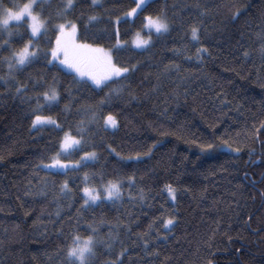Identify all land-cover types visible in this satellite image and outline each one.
Returning <instances> with one entry per match:
<instances>
[{
    "label": "trees",
    "instance_id": "obj_1",
    "mask_svg": "<svg viewBox=\"0 0 264 264\" xmlns=\"http://www.w3.org/2000/svg\"><path fill=\"white\" fill-rule=\"evenodd\" d=\"M41 3L53 26L62 22L66 0ZM101 3L76 0L66 19L78 24L81 42L111 49L119 67L135 65L125 79L92 90L48 65L44 53L56 39L50 27L38 41L40 57L10 83L0 81V264H66L69 235L87 237L93 229L90 264H264V0H150L119 24L116 17L134 0ZM161 13L169 32L153 34L147 48L131 46L144 17ZM91 15L100 22L89 24ZM20 31L27 32L26 22ZM141 34L147 37V30ZM28 38L13 37L12 47ZM201 48L208 51L198 53ZM7 55L8 49L0 51ZM7 72L0 63V76ZM49 86L59 93L51 105L43 98ZM110 88H121L120 95L89 122L88 110ZM109 114L116 128L105 129ZM36 115L60 127L33 128ZM66 131L83 136L84 151L98 159L79 171L45 170ZM218 138L239 151L204 150L220 144ZM85 173L90 187H99L101 176L105 183L122 180V199L84 205ZM65 180L71 191L61 192ZM168 185L177 189L175 201ZM173 216L169 231L163 223Z\"/></svg>",
    "mask_w": 264,
    "mask_h": 264
},
{
    "label": "snow or ice",
    "instance_id": "obj_2",
    "mask_svg": "<svg viewBox=\"0 0 264 264\" xmlns=\"http://www.w3.org/2000/svg\"><path fill=\"white\" fill-rule=\"evenodd\" d=\"M150 0H134L135 6L124 14V17H116V23L119 24L122 20L135 17L139 12L143 11ZM92 7H103L101 0H91ZM76 7V0H66V3L62 5V10L58 13V18L62 21L60 23L52 25L51 17L45 18L41 0H27L25 3L9 4L7 0H0V51L5 49L9 50V55L0 57V63L7 65V75L0 76V81L5 84L15 79L14 73L22 71L25 67L32 64L40 57L41 49L38 46L40 37L46 34L51 27L56 33V39L54 46L50 47L44 53V59L47 60L48 65L56 68L57 71L65 72L72 75L73 80L77 84H84L89 86L92 90L103 91L105 88H109L111 84H115L119 80L126 78L127 74L131 72L135 65L129 67H118L112 58V52L106 50L103 47L93 46L92 44L81 42L79 36V26L73 20L66 19V16ZM39 9V10H38ZM27 23V32L22 33L21 27ZM100 17L97 15H91L88 17V23H98ZM15 29V30H14ZM144 30H147V38H144L141 34ZM170 30V24L168 18L164 14L147 15L144 17L143 28L141 32L136 33V40L134 41L135 47L138 49L147 48L152 43L153 34L160 37L168 33ZM28 34L29 38L23 47L13 48L12 38ZM117 41L116 46L119 47L121 42L119 40V30L116 32ZM191 36L194 41L199 40L198 28L193 26L191 28ZM179 51V50H177ZM198 53H206L207 48H201L197 50ZM247 55V53H245ZM50 57V59H49ZM18 93L20 88L16 90ZM121 88H110L109 92L105 95V98L99 102L97 108H90L89 122H95L100 117L97 115L98 109L106 104L113 96H119ZM44 101L51 105L58 101L59 93L55 87L49 86L43 92ZM37 106L39 105V97H37ZM84 121H81V131L83 130ZM55 125L60 127L57 122L50 117H43L36 115L32 121V127H43L44 125ZM116 118L109 114L104 118V127L116 128ZM220 139V138H218ZM85 141L83 136L79 138L72 135L70 132H65L63 139L60 142L59 150L51 157V163L43 164L45 170H60L67 172L69 170L79 171L81 168H86L89 163L98 159L95 151H84ZM155 147V145H154ZM225 148L229 151L238 152L239 149H233L231 145L225 139H220V144L209 143L205 147L206 150ZM83 151V155L74 162H65L62 157L71 155L73 152ZM152 149H149V153ZM147 155V153H145ZM135 159L139 160L140 156L137 154ZM129 187L135 185L134 176L127 178ZM85 187L84 193V205L91 206L97 202L107 200L115 203L122 199L123 181L120 179L108 180L106 183L101 176V183L99 187H90L89 174L85 173L83 177ZM71 191L69 188V182L64 181L61 186V192ZM167 192L172 201L177 199V189L171 185L167 186ZM261 197L264 198V192L261 193ZM140 199H144L143 190L140 192ZM175 217H170L164 220L163 227L169 231L174 227ZM69 243L67 244L65 256L66 264H90V258L94 255V249L96 246L95 230L93 234L87 237H82L78 232L70 234ZM147 240L145 245L147 246Z\"/></svg>",
    "mask_w": 264,
    "mask_h": 264
},
{
    "label": "rangeland",
    "instance_id": "obj_3",
    "mask_svg": "<svg viewBox=\"0 0 264 264\" xmlns=\"http://www.w3.org/2000/svg\"><path fill=\"white\" fill-rule=\"evenodd\" d=\"M143 36V35H142ZM144 38H147V37H145V36H143ZM136 33L134 34V36L132 37V39L130 40V45L131 46H133V47H135V44H134V41L136 40ZM94 46V45H93ZM97 47H100V46H97ZM136 48V47H135ZM106 50H110L111 51V49H108V48H105ZM112 52V51H111ZM112 58H113V56H112ZM113 62H114V60H113ZM119 67V66H118ZM47 104V103H46ZM43 117H48V116H43ZM51 119H53L52 117H50ZM54 120V119H53ZM47 125V124H46ZM66 132H68V131H66ZM64 134H65V132L63 133V136H62V139H63V137H64ZM61 139V140H62ZM61 142V141H60ZM62 159H64L65 160V162H74V160H70V159H68V158H66V157H62ZM49 163H51V161L49 162ZM49 163H45V164H49ZM42 167H43V165H42Z\"/></svg>",
    "mask_w": 264,
    "mask_h": 264
},
{
    "label": "water",
    "instance_id": "obj_4",
    "mask_svg": "<svg viewBox=\"0 0 264 264\" xmlns=\"http://www.w3.org/2000/svg\"><path fill=\"white\" fill-rule=\"evenodd\" d=\"M263 174H264V171H263V173H262L261 177L263 176Z\"/></svg>",
    "mask_w": 264,
    "mask_h": 264
}]
</instances>
